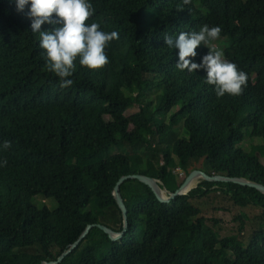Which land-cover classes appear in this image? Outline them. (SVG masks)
<instances>
[{
  "label": "trees",
  "instance_id": "1",
  "mask_svg": "<svg viewBox=\"0 0 264 264\" xmlns=\"http://www.w3.org/2000/svg\"><path fill=\"white\" fill-rule=\"evenodd\" d=\"M89 2L95 13L86 23L119 38L106 48L107 65L92 70L77 59L74 83L61 87L32 32L30 6L19 12L15 0H0V145L11 142L0 148V264L56 261L89 225L109 222L110 210L122 224L114 190L124 176H149L173 193L184 182L175 169L201 159L209 175L264 186V0ZM204 25L221 28L225 58L247 73L242 95L217 98L205 70L175 67L179 50L168 48L165 35ZM215 41L190 59L200 63ZM247 138L261 143L245 151ZM158 152L161 165L147 156ZM198 187L201 194L162 203L149 186L126 181L122 239L93 228L59 264H264V194L232 182ZM38 196L57 208H38ZM212 198L261 214L252 221L240 214L236 234L222 237L219 221L196 203ZM247 222L255 223L251 230Z\"/></svg>",
  "mask_w": 264,
  "mask_h": 264
},
{
  "label": "clouds",
  "instance_id": "2",
  "mask_svg": "<svg viewBox=\"0 0 264 264\" xmlns=\"http://www.w3.org/2000/svg\"><path fill=\"white\" fill-rule=\"evenodd\" d=\"M17 11L23 12L29 7L26 15L31 19L32 32L40 35V47L46 50L47 68L61 80V87H69L74 81L70 79L76 70V61L89 69L96 70L109 63L106 48L118 39L116 31L101 30L99 23H86L95 13L89 0H15ZM189 5L191 0H182ZM180 7L178 10H183ZM45 23L54 25L51 30L41 31ZM219 26L204 25L198 32H181L178 37L165 35L168 48L178 49L179 60L175 67L188 73L203 69L206 71V83L215 86L217 98L239 96L247 87L248 75L245 71L225 58L224 52L210 47L200 63L190 58L197 55L200 45H209L220 37ZM0 148H11V142L4 141ZM7 160L3 161V165Z\"/></svg>",
  "mask_w": 264,
  "mask_h": 264
},
{
  "label": "rangeland",
  "instance_id": "3",
  "mask_svg": "<svg viewBox=\"0 0 264 264\" xmlns=\"http://www.w3.org/2000/svg\"><path fill=\"white\" fill-rule=\"evenodd\" d=\"M225 42L226 39H218L214 42L213 46L216 48L221 49L222 51L225 48ZM180 133L171 134L169 139L167 140V143L173 144L177 141V139L180 137ZM261 142L259 140L251 141L249 138L245 140V142L242 144L243 149L245 151H250L252 145L260 144ZM154 151H156L154 149ZM143 154H146V152L143 150ZM147 156L151 157V159L155 162L156 165H161L163 163V160L161 158L160 153H153L148 154ZM194 170H200V171H206V166L204 160L201 159H193L189 162L185 170H180V168L175 169V176H179V181L185 180L187 177V173H190ZM201 180L197 179L194 181V186L192 190L188 194L198 195L203 192V189L198 187V184ZM34 205H36L38 208L42 209L43 207H47L50 211H54L57 208V202L55 199L50 198L46 199L43 196H38L33 201ZM203 210V215L206 218H213L219 221L218 229L222 237L226 236H232L235 235L237 232V223L236 218L240 216V214L244 213L248 216V218L252 221L255 218H257L261 213L260 211L248 207L246 209H241L239 207L234 206L229 201H221L218 198H212V199H205L200 200L196 202ZM108 217L110 218V221L108 222L105 218H99L100 224L106 225L111 229L118 230L121 225V222L119 221V215L115 210H110L108 212ZM255 223H249L247 222L246 229L251 230L254 227ZM115 230V231H116ZM244 240L247 239V233H245ZM31 253H35L34 250H29Z\"/></svg>",
  "mask_w": 264,
  "mask_h": 264
},
{
  "label": "water",
  "instance_id": "4",
  "mask_svg": "<svg viewBox=\"0 0 264 264\" xmlns=\"http://www.w3.org/2000/svg\"><path fill=\"white\" fill-rule=\"evenodd\" d=\"M197 179L205 180L208 182H216V183L232 182V183H235L241 186L254 188L264 194V186L254 183L252 181L246 180L244 178H228V177H222V176H217V175H209L206 172L200 171V170H194L190 172V174L185 178L180 188L173 193L168 191L166 187L162 185V183H160L158 180L151 178L149 176L141 175V174H133V175L124 176L119 180L114 190L115 201L121 212L122 219H123L122 231L117 232L103 224L89 225L84 231V233L80 236V238L68 250H66L56 261H49V262L46 261V262H43L42 264L61 263L68 255H70L73 251H75L78 248V246L81 244V242L86 238V236L90 233V231L93 228H98L102 230L105 234L109 236V238L112 241L121 240L129 228L128 209L125 205V201L120 192L121 185L125 183L126 181L137 180L149 186L150 189L153 191V193L156 195V198L158 199V201L162 203H169L170 201L177 198L178 196L187 195L189 192H186V189L189 187V185L192 182H194Z\"/></svg>",
  "mask_w": 264,
  "mask_h": 264
},
{
  "label": "bare ground",
  "instance_id": "5",
  "mask_svg": "<svg viewBox=\"0 0 264 264\" xmlns=\"http://www.w3.org/2000/svg\"><path fill=\"white\" fill-rule=\"evenodd\" d=\"M194 186V182H192L189 187L186 189V192H190Z\"/></svg>",
  "mask_w": 264,
  "mask_h": 264
},
{
  "label": "built area",
  "instance_id": "6",
  "mask_svg": "<svg viewBox=\"0 0 264 264\" xmlns=\"http://www.w3.org/2000/svg\"><path fill=\"white\" fill-rule=\"evenodd\" d=\"M181 170V169H180Z\"/></svg>",
  "mask_w": 264,
  "mask_h": 264
}]
</instances>
